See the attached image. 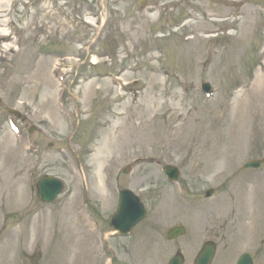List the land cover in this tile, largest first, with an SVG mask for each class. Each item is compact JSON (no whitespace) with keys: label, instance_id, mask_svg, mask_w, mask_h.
Returning a JSON list of instances; mask_svg holds the SVG:
<instances>
[{"label":"rangeland","instance_id":"obj_1","mask_svg":"<svg viewBox=\"0 0 264 264\" xmlns=\"http://www.w3.org/2000/svg\"><path fill=\"white\" fill-rule=\"evenodd\" d=\"M91 1L0 0V120L16 110L22 140L38 150L25 156L5 123L0 264H167L178 249L193 264L208 240L218 243L214 264H236L244 252L264 264V166L242 169L264 158V0L164 10L103 0L102 27ZM166 164L180 169L179 182L167 180ZM46 174L65 182L48 205L35 188ZM123 188L151 217L138 226L135 259L130 239H112L116 255L97 258L76 199L83 193L110 232ZM178 224L187 235L165 242Z\"/></svg>","mask_w":264,"mask_h":264},{"label":"water","instance_id":"obj_2","mask_svg":"<svg viewBox=\"0 0 264 264\" xmlns=\"http://www.w3.org/2000/svg\"><path fill=\"white\" fill-rule=\"evenodd\" d=\"M205 89H209V86H205ZM264 164V159L250 161L246 164V167H259ZM168 173H170L174 178L177 179L178 171L175 168L167 167ZM39 196L43 201L51 202L56 199V197L63 191V183L52 177L47 176L41 179L37 185ZM145 208L141 201L136 195H134L129 190H124L120 195V205L119 210L113 217L111 226L114 229H119L123 233H127L131 230L134 225L144 217ZM185 231L184 228H177L170 232L171 237L180 235ZM211 243H207L198 257L196 264H211L212 257L214 255V248L211 247ZM181 257L175 258L171 264H181Z\"/></svg>","mask_w":264,"mask_h":264},{"label":"flooded vegetation","instance_id":"obj_3","mask_svg":"<svg viewBox=\"0 0 264 264\" xmlns=\"http://www.w3.org/2000/svg\"><path fill=\"white\" fill-rule=\"evenodd\" d=\"M104 1L108 2V0H104ZM152 1H153V4L157 5L158 7L162 8V9H170L172 7H178L179 4L182 3V2L175 3L171 0H152ZM102 8H104V4H102ZM260 245H264V239L260 241ZM259 252L262 253L261 247H259ZM253 254H254V252H253ZM254 257H255V254H254Z\"/></svg>","mask_w":264,"mask_h":264}]
</instances>
